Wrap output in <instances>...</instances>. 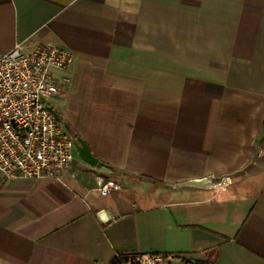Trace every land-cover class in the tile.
Masks as SVG:
<instances>
[{
  "label": "crops",
  "instance_id": "0c3cea01",
  "mask_svg": "<svg viewBox=\"0 0 264 264\" xmlns=\"http://www.w3.org/2000/svg\"><path fill=\"white\" fill-rule=\"evenodd\" d=\"M17 43L72 52L46 104L97 163L0 177V264H264V0H0Z\"/></svg>",
  "mask_w": 264,
  "mask_h": 264
},
{
  "label": "built area",
  "instance_id": "2783aa9c",
  "mask_svg": "<svg viewBox=\"0 0 264 264\" xmlns=\"http://www.w3.org/2000/svg\"><path fill=\"white\" fill-rule=\"evenodd\" d=\"M70 50L40 43L30 50L17 43L0 53V177L60 178L75 157L76 139L68 135L46 100L61 93L53 72L72 61ZM63 77L62 81H68ZM120 185L98 180L105 195ZM110 264H165L156 252H118Z\"/></svg>",
  "mask_w": 264,
  "mask_h": 264
},
{
  "label": "water",
  "instance_id": "95a60500",
  "mask_svg": "<svg viewBox=\"0 0 264 264\" xmlns=\"http://www.w3.org/2000/svg\"><path fill=\"white\" fill-rule=\"evenodd\" d=\"M76 151L77 156L90 165H96L97 158L91 153L88 144L80 136L76 137ZM172 186H191L200 188H212L215 185V178L208 175L202 178L189 179L175 184Z\"/></svg>",
  "mask_w": 264,
  "mask_h": 264
},
{
  "label": "trees",
  "instance_id": "16d2710c",
  "mask_svg": "<svg viewBox=\"0 0 264 264\" xmlns=\"http://www.w3.org/2000/svg\"><path fill=\"white\" fill-rule=\"evenodd\" d=\"M54 112V111H53ZM56 114V112H54ZM77 137V136H76ZM75 137V139H76ZM185 264H213L211 260L209 259H205V260H196V261H193V262H190V261H185L184 262Z\"/></svg>",
  "mask_w": 264,
  "mask_h": 264
}]
</instances>
